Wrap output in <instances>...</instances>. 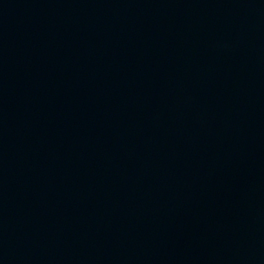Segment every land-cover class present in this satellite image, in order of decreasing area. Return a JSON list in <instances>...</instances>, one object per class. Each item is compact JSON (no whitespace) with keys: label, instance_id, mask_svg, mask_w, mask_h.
<instances>
[{"label":"water","instance_id":"water-1","mask_svg":"<svg viewBox=\"0 0 264 264\" xmlns=\"http://www.w3.org/2000/svg\"><path fill=\"white\" fill-rule=\"evenodd\" d=\"M0 264H264V0H0Z\"/></svg>","mask_w":264,"mask_h":264}]
</instances>
